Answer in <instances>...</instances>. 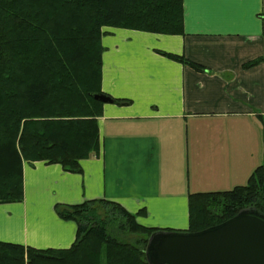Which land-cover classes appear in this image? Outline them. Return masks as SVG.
Listing matches in <instances>:
<instances>
[{"label": "crops", "instance_id": "0c3cea01", "mask_svg": "<svg viewBox=\"0 0 264 264\" xmlns=\"http://www.w3.org/2000/svg\"><path fill=\"white\" fill-rule=\"evenodd\" d=\"M184 7L183 35L105 28L102 92L129 103L104 106L101 149L81 173L24 165L23 201L0 204V242L69 249L78 227L58 206L95 200L121 204L144 227L187 231L191 194L246 185L264 164V0Z\"/></svg>", "mask_w": 264, "mask_h": 264}, {"label": "trees", "instance_id": "16d2710c", "mask_svg": "<svg viewBox=\"0 0 264 264\" xmlns=\"http://www.w3.org/2000/svg\"><path fill=\"white\" fill-rule=\"evenodd\" d=\"M184 19V0H0V204L23 201L25 164L81 173V161L99 153L105 105L93 96L103 93L105 28L183 35ZM248 209L264 214V164L246 185L191 194L187 232L222 225ZM58 214L78 227L71 248L0 242V264H149L150 238L174 231L144 227L137 215L109 200L60 205Z\"/></svg>", "mask_w": 264, "mask_h": 264}, {"label": "water", "instance_id": "95a60500", "mask_svg": "<svg viewBox=\"0 0 264 264\" xmlns=\"http://www.w3.org/2000/svg\"><path fill=\"white\" fill-rule=\"evenodd\" d=\"M93 98L105 105L114 103L104 93ZM146 256L149 264H264V214L248 209L199 233L157 232Z\"/></svg>", "mask_w": 264, "mask_h": 264}, {"label": "rangeland", "instance_id": "374dc122", "mask_svg": "<svg viewBox=\"0 0 264 264\" xmlns=\"http://www.w3.org/2000/svg\"><path fill=\"white\" fill-rule=\"evenodd\" d=\"M1 175H2V170L0 169V177H1ZM171 227H173V226H171ZM172 229V228H171ZM179 231V230H178Z\"/></svg>", "mask_w": 264, "mask_h": 264}]
</instances>
